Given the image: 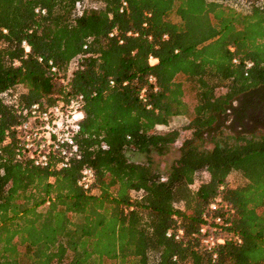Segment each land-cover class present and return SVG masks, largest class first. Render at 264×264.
<instances>
[{
    "label": "trees",
    "instance_id": "obj_1",
    "mask_svg": "<svg viewBox=\"0 0 264 264\" xmlns=\"http://www.w3.org/2000/svg\"><path fill=\"white\" fill-rule=\"evenodd\" d=\"M77 1L0 0V264H264V130L248 127L263 101L264 5L243 13L210 0H125L121 12L124 0H90L79 13ZM79 54L66 87L49 61L66 75ZM18 85L17 107L2 93ZM75 93L86 98L82 159L59 171L17 160L20 106ZM179 115L183 127L159 129ZM183 130L191 135L181 141ZM175 143L169 171L156 170L151 153ZM83 165L96 172L95 193L78 185ZM219 193L242 242L214 258L194 234ZM179 225L181 239L167 236Z\"/></svg>",
    "mask_w": 264,
    "mask_h": 264
},
{
    "label": "built area",
    "instance_id": "obj_2",
    "mask_svg": "<svg viewBox=\"0 0 264 264\" xmlns=\"http://www.w3.org/2000/svg\"><path fill=\"white\" fill-rule=\"evenodd\" d=\"M224 2L236 10L248 13L252 10L255 0H210ZM258 4L264 5V0H257ZM94 5L90 0H79L76 3V8L79 13H82L85 7ZM128 6L127 1H123L120 11H125ZM45 12V9H42ZM117 29L110 32V36L117 34ZM132 32L130 31L129 34ZM138 34V33H136ZM123 42V40H120ZM26 55L31 51V47L26 40L22 41ZM84 47H87L86 45ZM234 48L232 47V50ZM82 54L77 55L72 61L66 75L60 73L58 66L49 61L51 71L67 87L73 75V71L77 66V62ZM43 61L42 57H39ZM151 64L157 61V58L150 56ZM234 62H238L234 58ZM15 63H18L16 61ZM255 62L247 59L244 62L246 74L254 67ZM151 82H155L156 78L153 75L149 76ZM127 82H124L126 84ZM110 84L114 85L115 80L110 79ZM23 87L18 85L15 89H10L2 93L6 103L18 104V94ZM141 98L146 100V88L141 91ZM86 98L83 93H75L64 96L60 95L54 103L47 104L34 102L29 105H21L19 113L21 120L13 127L16 137L15 156L17 160H28L33 165L48 168L51 171H59L67 169L74 162L79 161L83 157L81 144L78 140L82 128V120L84 118ZM9 135V131L7 132ZM10 141L8 136L4 143ZM162 179H165L163 177ZM97 175L93 167L83 165L78 177V185L86 193L96 192ZM223 188V186H221ZM183 202L176 203V207L183 210ZM236 209L230 202L224 199L219 193L209 203L201 216V223L198 231L194 234L199 237L201 245L210 252H213V257H217L216 248L224 245L229 241L241 243L242 236L233 228ZM177 218V216L175 215ZM167 236H174L179 240L184 235V229L179 225L176 230L170 228L167 231Z\"/></svg>",
    "mask_w": 264,
    "mask_h": 264
},
{
    "label": "rangeland",
    "instance_id": "obj_3",
    "mask_svg": "<svg viewBox=\"0 0 264 264\" xmlns=\"http://www.w3.org/2000/svg\"><path fill=\"white\" fill-rule=\"evenodd\" d=\"M185 99L189 102L192 101L191 94L187 91V94L185 96ZM192 107V106H191ZM188 122V118L185 115H179L174 116L171 118L170 123L168 126L160 125L158 126L159 129L166 130L171 128H181L184 124ZM191 135V131H182L181 133V141L189 137ZM179 143H175L170 146V148L167 150V152L163 155L157 154L156 152L151 153L150 155V161L152 163V166L162 172H168L173 162L176 160V158L179 156ZM211 144L208 143L206 147H210ZM129 156L132 160L137 162H147L149 156L145 153H139V152H129ZM230 178L232 179L234 184H241L244 182L243 176L239 172H234ZM183 205V204H182Z\"/></svg>",
    "mask_w": 264,
    "mask_h": 264
},
{
    "label": "flooded vegetation",
    "instance_id": "obj_4",
    "mask_svg": "<svg viewBox=\"0 0 264 264\" xmlns=\"http://www.w3.org/2000/svg\"><path fill=\"white\" fill-rule=\"evenodd\" d=\"M260 89L258 90V96L260 99H263L262 101V106L260 107V111L258 113V115L256 116H252V120L251 122L248 124V127L249 126H252V124L256 123L258 124V129H261V130H264V84H262L260 87Z\"/></svg>",
    "mask_w": 264,
    "mask_h": 264
}]
</instances>
